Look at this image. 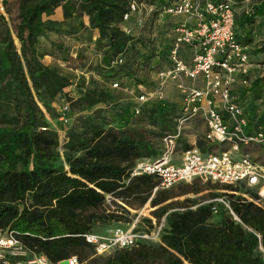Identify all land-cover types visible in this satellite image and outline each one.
<instances>
[{
    "label": "trees",
    "instance_id": "trees-1",
    "mask_svg": "<svg viewBox=\"0 0 264 264\" xmlns=\"http://www.w3.org/2000/svg\"><path fill=\"white\" fill-rule=\"evenodd\" d=\"M130 1L19 0L13 27L0 12V229H9L29 250L53 262L71 255L77 256L79 264L85 261L93 246L83 235L94 232L97 221H116L122 216L117 212L128 213L129 198L140 199L141 204L149 201L151 207L168 199L160 197L161 189L153 191L157 178H129V169L135 159L153 158L161 152L152 146L140 124L157 126L154 133L162 139L173 131L179 111L158 113L160 103L150 101L141 105L138 115L132 110L131 117L115 125L100 111L80 116L67 133L64 163L54 164L59 136L49 127L35 99L36 95L50 110V101L70 84L68 76L43 62L44 55L54 56L52 49L40 44L41 38L48 39L51 33L85 40L100 51L103 63L95 70L104 80L133 78L138 68L149 66L156 58L151 66L159 71V61L167 59L170 45L164 41L157 44L148 34L154 18L174 0H135L154 6L140 17L144 19L143 31L137 36L121 28ZM1 2L5 4V0ZM241 2L235 0L234 4ZM59 6L63 20L47 18ZM243 15L250 23L256 16L264 19V4ZM237 38L242 43L250 40L238 33ZM51 46L57 50L64 47L54 42ZM260 51L264 52V45ZM118 55L124 62L113 65ZM250 91L251 101L262 102V111L256 112L246 99L240 103L250 124L264 130V75L252 80ZM108 98L105 89L87 88L72 107L92 108ZM207 144L198 141L196 146L205 152L211 148ZM245 193L248 198L229 195L231 210L239 220L221 205L213 214L212 202L182 210H169L165 203L153 211L157 223L164 216L159 244L142 241L92 264H264V256L258 252L259 247L264 250V207L253 201L255 192L246 189ZM106 197L110 203L120 202V210H98L110 206Z\"/></svg>",
    "mask_w": 264,
    "mask_h": 264
},
{
    "label": "built area",
    "instance_id": "built-area-1",
    "mask_svg": "<svg viewBox=\"0 0 264 264\" xmlns=\"http://www.w3.org/2000/svg\"><path fill=\"white\" fill-rule=\"evenodd\" d=\"M153 9V5L131 0L129 12L123 15V21H127L132 13L148 15ZM160 14L185 18L170 28L169 65L156 73L157 87L151 91L141 89L132 110L134 115H138L141 105L161 100L167 80L175 82L181 107L173 131L162 138L163 150L153 158L135 159L129 169V178L154 176L159 183L153 191L194 179L242 186L254 190L257 198L253 201L262 206L264 162L253 160L247 153L237 156L242 149L252 145L264 146V130L250 124L245 107L233 93L238 80L240 84L250 85L254 78L251 74L254 63L248 45L237 38V7L232 0H174ZM138 22H142V18ZM121 28L128 32L123 25ZM123 62V56L118 55L112 64ZM110 86L122 88L118 81H113ZM123 89L128 90V87ZM196 116L202 118L206 127L205 140L217 147L212 145L203 152L197 146H191L182 152L180 162L176 164L172 162V155L177 140L188 120ZM61 119L67 122L66 118ZM106 202L110 204L108 197ZM209 202L213 203V213L221 205L229 210L234 219L239 220L231 210L227 195L217 196ZM137 221L138 217L129 227H115L109 234L88 232L83 236L93 246L96 255L130 248L142 241H159L164 216L151 231L136 229ZM0 264H79V260L76 255H71L53 262L42 253L29 250L9 229H0Z\"/></svg>",
    "mask_w": 264,
    "mask_h": 264
},
{
    "label": "rangeland",
    "instance_id": "rangeland-1",
    "mask_svg": "<svg viewBox=\"0 0 264 264\" xmlns=\"http://www.w3.org/2000/svg\"><path fill=\"white\" fill-rule=\"evenodd\" d=\"M1 1L2 0H0V12L6 16L9 25L13 27V25L17 23L16 15L19 0H5V4H2ZM232 1L234 2L235 0ZM262 4H264V0H242L241 4L236 6L238 9V14L235 20L236 31L240 37L246 35L250 38L248 42L244 43L248 45L252 62L258 65L252 68L254 70H252L253 73L251 74L253 77L255 76V78L264 75V52L260 51L261 47L264 45V19L262 16H256L255 21L250 23L243 14L253 13L255 7ZM143 15L142 13H136V15L134 14L129 17L125 26L128 28V33L137 36L143 31L142 25L144 19L142 22H138V19L143 17ZM184 18L185 17L183 16L170 17L159 14L154 18L150 25L151 31L148 35H151L150 37L154 38L157 44L158 42L163 41L170 44L171 26L176 22L183 21ZM40 41L41 45L47 49H52L54 52V56H51L49 59V65L59 73L68 76L71 81V85L69 84L65 87L67 89H63L53 100L50 101V110L46 109L35 95V99H37L38 105L42 109L49 127L57 131L59 136V143L57 146L58 158L55 159L54 164H58L60 161L64 163V145L68 139L67 133L70 127L76 124V119L78 117H84L100 111L99 113L104 115L108 123L115 125L121 119L131 117L130 112L136 104L135 97L141 89L151 91L158 85L156 75L158 68L151 66L157 62V58L153 59L149 66L138 68L133 78L119 77L118 79L104 80V78L101 75H98L95 70L96 67L103 63L104 57L100 51L95 50L92 45L89 46L85 40H78L74 37L57 36L51 33L48 39L41 38ZM53 42L62 43L64 46L63 49L57 50L53 48L51 46V43ZM159 50L160 49L157 48V51ZM43 59L48 61V57H43ZM159 63V70L164 69L169 65L168 59L160 60ZM255 78H253V80ZM113 81H118L122 88H111L110 84ZM250 85L240 84L238 80L233 87V93L238 101L246 99L248 105H253L256 112L260 113L263 109V104L260 100H256L255 102L251 101ZM92 87L108 91L109 98L107 99V102L98 103L92 106V108H85L82 110L72 107V104L74 103L73 101H76L77 98L81 97L85 89ZM124 87H128V90H124ZM156 101L160 103V107H157L158 113L162 111H178L180 94L173 80H167L165 82L164 96L161 100ZM61 117H63V119L66 118L67 122H64ZM194 119L195 117L188 120L187 125ZM198 125H200V121L198 122ZM139 127L144 129L145 135L149 141H151L152 146L157 151L160 149L162 151L164 147L163 140L154 133L158 131V127L147 123L140 124ZM185 129L187 130L188 128L186 127ZM197 142L195 145H197ZM180 144L181 145H178L177 150L183 149L182 147L185 145L190 146V143L186 141H180ZM213 145L214 147H217V145ZM210 146L212 147V145ZM243 152L247 153L253 160L261 163L264 162V146L252 145L244 148ZM160 191V197L168 198L166 201L155 207H151L149 201L141 204L140 199L129 198L126 204L128 213L120 214V212H117V215L122 216L116 221H97L93 229L94 232L99 234H109L115 227H129L136 217H138L135 227L136 229L151 231L153 230L154 224H157V220L153 216V211L154 209L158 210V207L165 203H167L169 210H182L185 208L194 209L197 204L209 202L215 197L223 194L227 195L228 199L230 198L229 195L236 196L244 194L246 188L194 179L191 182L178 183L168 189H161ZM251 191L254 192V190ZM245 195L248 196L247 193H245ZM119 206H122V204L115 201L110 203V206L101 207L98 210L108 213L109 211L120 210ZM262 206L264 207V202H262ZM132 217H134V219L130 221ZM145 219H150L152 226ZM211 220L214 221L215 217ZM258 252L260 255L264 256V250L260 247L258 248ZM108 255L109 254L96 255L92 250L89 251V257L81 264L100 263L102 260H105Z\"/></svg>",
    "mask_w": 264,
    "mask_h": 264
},
{
    "label": "crops",
    "instance_id": "crops-1",
    "mask_svg": "<svg viewBox=\"0 0 264 264\" xmlns=\"http://www.w3.org/2000/svg\"><path fill=\"white\" fill-rule=\"evenodd\" d=\"M47 18H50V19L56 20V21H62L63 20V16H62L61 7L59 6V7L55 8L54 13L51 16L47 17ZM83 22L85 24H87V17H85V16L83 17ZM126 22L123 24L124 27L126 26ZM55 35H57V34H55ZM57 36H59V35H57ZM95 37H96V33L93 34V39ZM44 57H48V61H46V59H43V62L45 64L49 65V59H50L51 56L50 55H44ZM254 66L256 67L258 65L253 64V68H254ZM252 70H254V69H252ZM252 73H253V71H252ZM254 78H255V76H254ZM64 89H67V88H64ZM180 107H181V97H180V101H179L178 111L180 110ZM199 121H200V125H198ZM186 127L188 128L187 130L185 129ZM186 127L184 128L180 138L177 140L176 149L174 150V153L172 155V162H174L176 164L180 162L181 154L185 150L184 147H182L183 149L177 150L178 145H181L180 141H186V142L190 143V147L191 146H196L195 144H196V142L198 140L205 141L206 143L209 144V146L213 145V143H210V142L205 140V136L204 135H205V132H206V127H205V125L203 123V120H202V118L200 116H196L194 120H192L188 125H186ZM242 154H244L243 149L240 151V153H237V156L242 155ZM262 202H264V199H263Z\"/></svg>",
    "mask_w": 264,
    "mask_h": 264
}]
</instances>
